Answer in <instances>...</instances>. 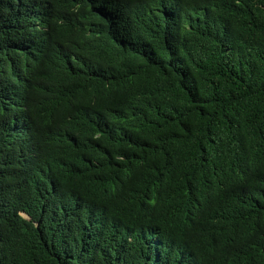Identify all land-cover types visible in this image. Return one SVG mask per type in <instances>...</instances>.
<instances>
[{"label": "trees", "instance_id": "trees-1", "mask_svg": "<svg viewBox=\"0 0 264 264\" xmlns=\"http://www.w3.org/2000/svg\"><path fill=\"white\" fill-rule=\"evenodd\" d=\"M0 264H264V0H0Z\"/></svg>", "mask_w": 264, "mask_h": 264}, {"label": "clouds", "instance_id": "clouds-1", "mask_svg": "<svg viewBox=\"0 0 264 264\" xmlns=\"http://www.w3.org/2000/svg\"><path fill=\"white\" fill-rule=\"evenodd\" d=\"M27 217V216H26Z\"/></svg>", "mask_w": 264, "mask_h": 264}]
</instances>
